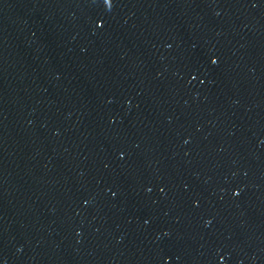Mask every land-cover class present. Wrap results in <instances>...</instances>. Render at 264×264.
Segmentation results:
<instances>
[{
	"label": "water",
	"instance_id": "1",
	"mask_svg": "<svg viewBox=\"0 0 264 264\" xmlns=\"http://www.w3.org/2000/svg\"><path fill=\"white\" fill-rule=\"evenodd\" d=\"M0 264H264V0H0Z\"/></svg>",
	"mask_w": 264,
	"mask_h": 264
}]
</instances>
